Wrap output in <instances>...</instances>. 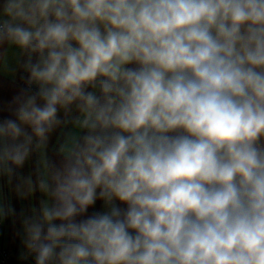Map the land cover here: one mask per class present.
<instances>
[{
	"label": "clouds",
	"instance_id": "9594fccd",
	"mask_svg": "<svg viewBox=\"0 0 264 264\" xmlns=\"http://www.w3.org/2000/svg\"><path fill=\"white\" fill-rule=\"evenodd\" d=\"M4 44L37 86L0 120V176L45 197L0 202L21 259L264 264V0H0Z\"/></svg>",
	"mask_w": 264,
	"mask_h": 264
},
{
	"label": "crops",
	"instance_id": "0c3cea01",
	"mask_svg": "<svg viewBox=\"0 0 264 264\" xmlns=\"http://www.w3.org/2000/svg\"><path fill=\"white\" fill-rule=\"evenodd\" d=\"M27 59L26 54H21L20 50L14 46L4 44L0 46V120L5 117L15 118L8 110V105L12 98L19 94L21 89L31 87L36 90V85L29 86L27 83L29 74L23 69V61ZM77 113H73L75 115ZM59 115L63 118L64 113ZM74 130L71 124L61 126L50 134L49 141L43 149H37L32 153L24 166L18 169V174L23 177L31 175L33 181H37L42 173L45 172L41 164L42 156L55 161L58 165L62 161L60 149L64 142L65 133ZM17 181L0 176V202L11 205L15 210L20 212L23 210L26 214L31 215L33 208H38L41 199L45 197L40 193L38 187L36 190L26 196H21L16 190ZM104 210L102 201H98L94 208L89 211ZM22 225L19 217H8L0 221V240L4 248H6L18 264H35L34 256H27L21 259L22 254H26V250L22 243Z\"/></svg>",
	"mask_w": 264,
	"mask_h": 264
},
{
	"label": "built area",
	"instance_id": "2783aa9c",
	"mask_svg": "<svg viewBox=\"0 0 264 264\" xmlns=\"http://www.w3.org/2000/svg\"><path fill=\"white\" fill-rule=\"evenodd\" d=\"M0 264H18L14 261L13 255L6 249L0 240Z\"/></svg>",
	"mask_w": 264,
	"mask_h": 264
}]
</instances>
